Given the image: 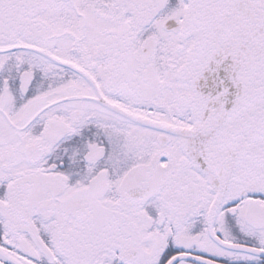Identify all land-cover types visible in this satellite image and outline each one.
<instances>
[{"label":"snow or ice","instance_id":"obj_1","mask_svg":"<svg viewBox=\"0 0 264 264\" xmlns=\"http://www.w3.org/2000/svg\"><path fill=\"white\" fill-rule=\"evenodd\" d=\"M0 264H264V0H0Z\"/></svg>","mask_w":264,"mask_h":264}]
</instances>
